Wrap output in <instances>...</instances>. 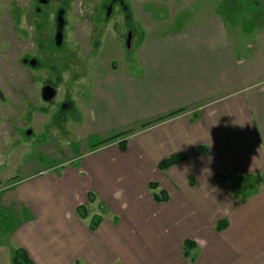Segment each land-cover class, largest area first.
Returning a JSON list of instances; mask_svg holds the SVG:
<instances>
[{"label": "crops", "instance_id": "obj_1", "mask_svg": "<svg viewBox=\"0 0 264 264\" xmlns=\"http://www.w3.org/2000/svg\"><path fill=\"white\" fill-rule=\"evenodd\" d=\"M136 57L137 73L95 78L83 124L90 136L129 134L5 188L0 264L16 247L33 264H264V183L247 196L235 188L264 174V25L239 29L212 15L143 41ZM179 152L184 161L157 168ZM150 182L166 202L153 200Z\"/></svg>", "mask_w": 264, "mask_h": 264}, {"label": "rangeland", "instance_id": "obj_2", "mask_svg": "<svg viewBox=\"0 0 264 264\" xmlns=\"http://www.w3.org/2000/svg\"><path fill=\"white\" fill-rule=\"evenodd\" d=\"M108 1L0 0V200L28 172L76 159L118 134L86 133L90 92L98 76L137 73L143 41L212 15L239 29L264 25V0L249 6L250 15L242 5L250 0H122L125 10H107ZM45 83L55 89L50 102L40 98ZM243 182L252 190L264 174ZM0 222L2 233L10 223L1 210Z\"/></svg>", "mask_w": 264, "mask_h": 264}, {"label": "trees", "instance_id": "obj_3", "mask_svg": "<svg viewBox=\"0 0 264 264\" xmlns=\"http://www.w3.org/2000/svg\"><path fill=\"white\" fill-rule=\"evenodd\" d=\"M259 1L257 0H250L249 2H243L242 5L244 6V9L246 10L247 14L250 15V10H249V6H251L252 4H258ZM179 112H181L180 110L178 111H174L172 113H170L166 118H169L171 116H174L175 114H178ZM165 118V117H164ZM163 118H159L155 121H151V122H146L143 123L139 126V129L145 128L150 126L151 124L158 122L160 120H162ZM129 131H125V132H121L118 133L114 136H111L107 139H104L103 141H101V145H105L108 143H111L113 141H116L117 138H121L127 134H129ZM117 144L120 148L121 151L125 150V146H126V140L125 139H121L117 141ZM200 150L202 152L205 151V147H200ZM187 158V153L186 152H179L176 153L174 155H171L167 158H164L162 160H160L157 163V168L160 171H163L171 166L177 165L179 163H181L182 161H184ZM215 180L219 183H222L225 180V176L223 175H217L215 177ZM244 179H240L236 184H235V188L237 192H240L241 195L243 196H247V193L250 191L249 187L247 188V186L243 185L244 184ZM148 188L151 191L152 194V198L154 201L156 202H166L169 197L166 194V192H164L163 190L159 189L158 185L154 182H150L148 184ZM248 189V192H247ZM93 195L89 193V199L93 198ZM77 212L81 217H85L86 216V209L84 205H81L77 208ZM101 220V216L100 215H94L89 222V228L91 230H95L99 224ZM226 226V221L225 220H221L216 224V229L217 230H222L224 227ZM195 247V242L191 239H187L183 242V254L185 257L187 258H191V250ZM10 264H33V262L31 261V259L29 258L28 254L26 253V251L22 248L16 247L11 249L10 252Z\"/></svg>", "mask_w": 264, "mask_h": 264}, {"label": "water", "instance_id": "obj_4", "mask_svg": "<svg viewBox=\"0 0 264 264\" xmlns=\"http://www.w3.org/2000/svg\"><path fill=\"white\" fill-rule=\"evenodd\" d=\"M61 40V34L58 32L56 34V43L59 44ZM129 43V41H128ZM32 64H34V61H31ZM55 96V89L51 86H44L42 88V99L45 101H50Z\"/></svg>", "mask_w": 264, "mask_h": 264}, {"label": "flooded vegetation", "instance_id": "obj_5", "mask_svg": "<svg viewBox=\"0 0 264 264\" xmlns=\"http://www.w3.org/2000/svg\"><path fill=\"white\" fill-rule=\"evenodd\" d=\"M114 4H116V5H118V6H121V8H122L123 10L126 9L125 5L122 6V4H123L122 0H109V1H108V6H107V10H110V8L112 7V5H114ZM107 10H106V11H107ZM107 12H108V11H107ZM55 41H56V37H55ZM31 61H34V64H35V62H36L35 59H31V60H30V64H31V65H34V64L31 63ZM47 85L50 86L51 84H49V83H45L44 85H42L41 90H40V98H42V88H43L44 86H47ZM54 97H55V96H54ZM54 97H53V98H54ZM53 98H52V99H53ZM52 99H51V100H52ZM51 100H50V101H51ZM44 101H45V100H44ZM50 101H48V102H50Z\"/></svg>", "mask_w": 264, "mask_h": 264}]
</instances>
